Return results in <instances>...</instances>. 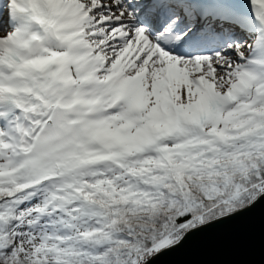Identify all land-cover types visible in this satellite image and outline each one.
I'll return each mask as SVG.
<instances>
[{
    "label": "snow or ice",
    "instance_id": "obj_1",
    "mask_svg": "<svg viewBox=\"0 0 264 264\" xmlns=\"http://www.w3.org/2000/svg\"><path fill=\"white\" fill-rule=\"evenodd\" d=\"M264 195V0H0V264H148Z\"/></svg>",
    "mask_w": 264,
    "mask_h": 264
},
{
    "label": "water",
    "instance_id": "obj_2",
    "mask_svg": "<svg viewBox=\"0 0 264 264\" xmlns=\"http://www.w3.org/2000/svg\"><path fill=\"white\" fill-rule=\"evenodd\" d=\"M148 264H264V195L249 207L189 231Z\"/></svg>",
    "mask_w": 264,
    "mask_h": 264
}]
</instances>
